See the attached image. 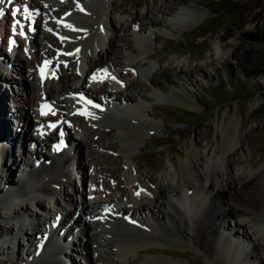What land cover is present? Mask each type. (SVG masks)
<instances>
[{"label":"bare ground","instance_id":"1","mask_svg":"<svg viewBox=\"0 0 264 264\" xmlns=\"http://www.w3.org/2000/svg\"><path fill=\"white\" fill-rule=\"evenodd\" d=\"M26 2L28 3L29 7H31V10L38 7L42 9L39 14L41 19L43 18V15H45L44 19H46V17H56V21L54 23L47 22L45 26L54 30L55 34L58 35L60 40L62 38L61 36H63L62 34L65 33L67 28H69L65 20L78 22L82 21L81 23H83V26L79 25V28H74V31L72 29V35L67 37L68 47H65L59 42L58 39L51 35L43 36V40L39 39L37 34L41 29L40 22L42 20L37 21L39 15L31 14L30 21L32 22L35 19V24L33 26L36 27V33L34 35L27 34L25 39H21L18 36L20 42L26 40L28 41L30 47L29 50H27L29 52L27 57L22 56L24 51L21 48L18 50V62L13 68L18 72H21V80L17 83L22 86V90L25 91V95L19 97V99L23 101V104L18 106L24 107V110L20 111L22 113V120L18 119V123L13 122L14 125L17 124L18 126L16 125V131L14 133V137H12L10 135L11 131L5 124L7 120V112H9L8 108L6 107L8 105L2 104L0 102V145L6 150L5 151L0 146V156H3L1 154L4 152L6 153V155L3 157L5 160L0 165V192L4 190L6 185L10 183L16 184V182L21 180L22 177L18 174L16 170L17 166L15 165L17 163L20 164V162L23 161L22 157H24V154H18L15 153V151H18L23 146V141L30 140L32 137H34V134L31 132V127L35 126V124L41 123L40 128L37 129V143L39 144V147L38 150L34 149V151L36 154H41V156L44 153V160L41 163V170L32 173L34 176L33 183H30V187L34 191L37 190L45 194H50L51 198H53L55 187H59L61 192L58 191L57 193H61L63 198H66L68 200V204H70L72 200L68 193H66L65 186V182H67L69 179V175L66 166L62 164V159L66 157L68 164L74 166L75 170L80 173L82 181L81 188L83 191L85 190V195H88L83 196L77 210L89 218L88 225L83 226L82 229L84 235H86V242L82 245L81 256L83 260L79 261L80 264H93L94 261H103L102 254H96V258L92 259L90 242L93 239L98 240L100 245L101 243L103 244L106 240V232L113 226V221L119 223L129 222L131 224H138L132 227L122 228V233H124L125 237L122 236V238H118L113 241L114 243L111 248H114V250L116 249L114 253L117 252V255H119L117 258L119 260L114 261L113 264H186L181 262L180 259L171 258L164 255V253L151 255V251H154L152 247L157 248V246H159L155 245L156 241L162 239L178 242L182 241L184 231L181 230L180 225L182 223L181 218L184 213L188 214L189 219L193 224V231L198 237L197 246L200 250L205 252L207 258H209V261L206 262L207 264H235L233 258L225 254V247L232 245V241L230 240L233 237V233L229 232L228 234L222 236L223 232L221 231L219 235V231L225 227L224 225L226 224V220L228 218L231 220L233 219L234 225L239 229L237 232L235 231V236H239L238 234L240 233H243L242 235L244 236H250L249 230L253 236V239H251V249L245 253V257L248 260L250 258H254L258 255L260 250L264 261V163L260 164L258 167L247 168L245 172L238 174L236 178L233 175L228 174V171H230V165L232 163H230L229 154L237 153V147L243 143L244 135L242 133V129L244 128V125L241 122L239 125L235 124L233 121L221 125V142L217 143L211 155L207 156L206 158H203L201 152H198L196 149H194L191 143L185 145L183 149L185 156V166L180 167V173L182 177L180 180L178 179L179 181L177 180L176 183H174L176 188H173V195L179 198L181 196L182 190L185 189L187 191L189 190V192L192 191L190 192V198H192L193 204L185 205L187 210L186 212L171 198L165 200L167 186L164 184L165 181L163 182L162 180L156 182V184L153 183L155 184V189L149 194L150 203L148 204L137 197H127V201H125L127 204L124 206L113 205L112 200L98 197L100 196L99 194L101 192L96 186V188L87 189L86 180L83 179L86 175V169L83 165H78V163L74 162V160L78 158L76 153L78 152V154H80V148L82 146L80 141L82 135L75 131L80 128L78 123H73L74 131H71L72 134L76 133L75 135L77 137V140L71 141L74 146V152L72 155L70 156L65 152L53 153L51 151L50 146L55 139L54 136H58L59 134H65L67 137L70 136L68 133L70 130L68 131V128L64 123V119L67 117V113L69 112L68 108H71L73 105L74 110L82 111L88 123L102 121L103 119L105 121H113V123L109 125L110 127L104 130V134L108 137L112 136L113 134L122 135L123 141L125 142V149L136 146L138 140L140 137H142V134L145 133L144 132L141 134L142 130L145 129V127L147 128V126L144 127L143 124L139 125L138 127H130V124H127L126 122L127 119L131 118V121H133V119H138L139 121L142 120L143 122H148L146 120V116H144L143 105L139 102H136L134 99L128 96L126 91H124L127 88L133 87L132 85L137 84L139 81L137 82L136 80L133 81V79H130L132 81H128L122 85L118 84L120 81L114 82L113 79L110 78V73L107 72L106 77L103 75L104 70H109L108 64H114V61H112L113 59L111 60V58L116 54L112 35L107 34V31L112 24L111 19H107L108 11L116 10L119 7L118 4L114 3V0H85L84 3L78 4L75 7H68L61 3L59 9L54 8L55 2H58L56 0H27ZM13 4L14 6L11 8L12 11L17 5V0H15V2L12 1V5ZM0 7L4 8L3 4L0 5ZM189 7L190 5L181 6L180 9L176 11L170 22L172 24L177 22L178 24L173 27H176V29L177 27L181 28L190 23H197L201 19V17H199L200 13H197V11L194 10V12H192ZM21 16L23 15H20V17ZM133 17L137 18L138 14H133ZM131 19L133 20L132 16ZM124 25H126V22L122 21L120 23V27ZM12 28L13 26L9 29ZM66 34H68V32H66ZM220 43L221 42L219 41L213 43L212 52V55L218 59L219 62H228L230 59L237 57L236 51L240 50L241 54L243 52V42H240V40H233L229 46L224 48L221 46L222 43ZM104 44H107L104 50L101 48L104 52L101 53L100 51L98 54L96 53L97 55L94 56L95 58H93L92 51ZM6 50H8L7 46L4 45L3 47L2 45L0 54L5 56ZM149 55V44L145 39H141V42L136 46V48L131 50V52L126 55V59L137 56L147 58ZM60 58L66 63L65 65L58 61ZM133 63L134 62L132 60L128 61V64L131 66H134ZM33 66L36 67L34 71L32 70ZM46 66L52 67L50 72L47 73L46 76H44V74H39L38 70ZM78 66H81V70L80 68L78 70V75L83 78L84 85L88 82L87 89L82 87V83L75 85L69 82L68 78L73 75V72L77 73L76 67ZM1 68L4 69V66L1 65ZM100 68L102 69V72L99 71ZM147 68L149 69V67L141 68V71L147 73ZM63 69L64 71H61ZM68 70H70V73ZM24 71L26 74H24ZM120 75L122 76L123 74ZM87 78H89L90 81H87ZM110 81H112V83ZM37 83L40 85H37ZM108 84L109 86H107ZM19 93L21 94L22 92L19 91ZM94 93H102L107 99L113 101L120 100L124 103L119 104V106L116 105L117 108L115 111H113L112 107H109L108 110L106 109L105 111H97L92 108L88 109L84 106H81V100L78 99L76 95L80 94L88 98L94 95ZM171 99L177 101L179 99L181 100V104L189 107L188 104H185L186 101H183V99L177 93H174ZM67 102H69L70 105H66ZM250 105L251 106L248 110V115L252 116L255 112V109L260 105L259 98H255L254 102ZM46 106L47 110L45 111ZM113 112H116L118 117L112 118L111 114ZM42 113H46V116H44ZM74 117L75 116H73V119ZM57 119L61 120L60 124L56 126L54 132L49 131L48 127L45 125L46 121ZM122 121L126 122L127 125H124L125 123L122 124ZM33 123L34 125H32ZM89 128H91L92 131L100 132L98 127L92 128L90 126ZM3 140H11L12 150L11 147H9V149L5 148L4 142H2ZM91 141L93 144H99L102 140L100 136H97L92 138ZM120 141L118 139V142ZM124 142H122V144L120 143V145H124ZM106 145L107 147L110 146V148L112 147L113 149L117 148L118 146V144L114 143L113 141L106 143ZM30 150H33V148L25 149V153L30 152ZM93 154L94 152L92 149H88L87 156ZM49 159L50 162L48 163ZM111 159L113 158H107L108 161H111ZM33 161L34 159H31V162ZM86 161L87 167L90 170L94 165L98 164L96 158L93 156L86 159ZM126 161L125 164L128 166L126 168L127 171L125 172L127 183L130 189H135L139 184L138 179L140 176L138 175V179L134 177V172L132 173V171L129 169L130 162L129 160L128 162ZM24 162L25 161H23V163ZM113 162L115 161L113 160ZM220 163H222V166L224 165L225 168L226 176L224 179L220 176L221 173L220 169L218 168ZM253 164L256 165V162ZM121 170L122 166L116 164L113 168L109 169V174L112 176L114 173ZM141 177V179H146L150 182H155L156 180L151 175ZM28 179L31 178L27 177V179H25V183L29 181ZM92 182L96 185V179H92ZM102 183L105 186L108 185L106 179H103ZM167 185L171 186L173 184L167 183ZM10 188L11 190L13 189L12 187ZM168 191L170 190L168 189ZM123 192H126V190ZM17 197L19 196H15V198ZM115 197V200H118L117 196ZM34 201L35 200L32 198V195L28 196L25 200H21L19 198L15 199V204L9 202L7 199H2L0 201V203H7L6 207L3 208L4 212L0 210V217L2 218L4 216L3 213H5L8 215V217H10V219L12 218L11 220L6 219L4 222L5 227H9V229L13 230L16 222L19 224L17 229H15L16 232H14V238H24V234H27V238H25L29 246L25 250V260H27V262L28 255L34 256V253H31V245L33 244L32 240L34 237L29 235V227H27L28 232H22L21 229L23 220L21 219L20 214H24L23 216L28 214L32 217H35L36 213L34 209L41 208L42 206L44 207V202L42 200ZM59 201L60 200H57L55 202L56 207H62V210L65 209V206H61ZM151 202H154L153 206H151ZM161 208L166 209V217L162 216ZM140 210L142 211L141 214ZM71 215L73 218V223L78 221L80 218L79 214L75 216L74 211ZM143 216H149L151 219H147ZM64 218L66 217H63L60 222H62ZM96 218L97 220H95ZM31 225L34 226L33 231L36 232L37 226L35 224ZM252 226H254V228H252ZM7 231L9 230L6 228L5 232ZM51 239L52 238L50 237L48 238L50 244L47 241H44L43 243L37 241V244L40 243L41 246L49 244L48 246L53 248L55 243L53 241L51 242ZM0 246L5 245L2 243ZM233 247L236 249H242V246L239 243ZM5 248L7 250L6 253H2L0 251L2 258L7 261V264H17L16 259L14 261L13 255L17 248L16 242L7 245ZM73 249L76 250L79 248ZM100 250H102L101 247ZM7 252L11 253L9 254ZM131 252L135 254V257L137 256L138 258H131ZM145 252L150 253L141 257V255L143 253L145 254ZM62 254L59 253L58 255L61 257ZM59 256H57L58 259H60ZM40 257L38 256L37 261L33 262L32 264L59 263L58 259L53 256L50 257L49 261H46L45 258L42 260V257ZM115 258L116 257H114V259Z\"/></svg>","mask_w":264,"mask_h":264},{"label":"rangeland","instance_id":"2","mask_svg":"<svg viewBox=\"0 0 264 264\" xmlns=\"http://www.w3.org/2000/svg\"><path fill=\"white\" fill-rule=\"evenodd\" d=\"M56 1L58 2L54 6L55 9H59L61 3L68 7H75L73 5L77 6L79 1L81 2L80 4L85 2V0ZM114 1L115 4L119 5L118 9L108 11L112 24L107 34L112 35L114 49L116 50V54L113 56L115 59L111 58L114 64H108L109 73L111 74L110 78L113 79L114 77L113 81H120L118 84L122 85L132 81L130 79L139 81L137 84L132 85L133 87L124 91L136 102L143 105L144 116H146L148 123L142 120L140 122L138 119H133V121H131V118L127 119L126 122L130 124V127H138L143 124L147 128L145 127L142 130L141 134L145 133L142 134L136 146L125 149L122 135L113 134L108 137L104 134V130L109 128L113 121H105L103 119L102 121L88 123L85 115H83L84 117H74L73 120L70 119L72 124L64 119V123L71 128L70 131L73 129V123L80 125L78 132L82 135L80 140L82 146L80 154L76 153L78 158L74 162L84 166L86 169V183L89 187L96 186L100 190L101 193L98 197L112 200V204L118 206L127 204L125 202L127 197H137L148 204L150 203V192L154 191L156 182L162 180L163 182L165 181L164 184L167 186H165V200L170 199L176 188L174 183L182 177L180 167L185 166L183 150L185 145L191 143L194 149L201 152L203 158L210 156L217 143L221 142V125L230 121L237 125L241 122L244 125L242 129L244 136L242 145L237 147V153L229 154V160L232 163L228 174L236 178L238 174H242L247 168L258 167L264 163V0ZM187 5H190L189 9L192 12L197 11V13H200L199 17L201 19L197 23H190L176 29L173 26L178 23H173V25L170 20L181 6ZM34 12L36 13L35 10ZM135 13L138 14L137 18L133 17ZM55 19L56 17L43 18L41 29L38 31L37 36L43 40V36L51 35L58 39L63 46L68 47L67 37L72 35L74 28H79V25L83 26V23H81L82 21L66 20L69 28H67L68 31L66 30L62 34L63 36H61L60 40L54 30H50L43 24L47 21L54 23ZM122 21L126 22V25L120 27ZM141 39H145L148 42L150 55L147 58L137 56L126 59V55L136 48ZM236 39L243 42L242 54L240 50L236 51L237 57L230 59L228 62H219L212 55L213 43L219 41L224 48ZM106 45H102L103 47L101 48L104 50ZM101 48H96L93 58L100 51L101 53L104 52ZM22 56L27 57V54L23 53ZM130 60L134 62V66L128 64ZM58 61L61 64H66L61 58ZM144 67H149V69L147 68V73L141 71V68ZM1 70L4 69L2 68ZM32 70H35V66L32 67ZM78 70H76L77 73L73 72V75L68 78L69 82L75 85L82 83V87L87 89L88 82L84 85L83 78L78 75ZM15 71L18 72L17 70ZM61 71H64V69ZM68 72L70 73V70ZM12 73L14 72L12 71ZM18 73L21 75V72ZM24 74H26L25 71ZM120 74L123 75L121 76ZM7 75L14 80L16 79L14 76L11 77L12 74L8 73ZM87 81H90L89 78H87ZM110 82L112 83V81ZM37 85L40 84L37 83ZM174 93L179 94L189 107L181 104L179 99L178 101L171 99ZM255 98H259L260 105L255 109L254 114L249 116L248 110ZM66 105H70V103L67 102ZM109 107L112 106H108L106 109L108 110ZM111 117L116 118L118 115L113 112ZM126 122L122 121V124L125 123L124 125H127ZM90 126L92 128L98 127L100 132L92 131L89 128ZM69 134V137L72 138L73 134ZM97 136H100L103 142L93 144L91 140ZM118 139L120 142H118ZM112 141L118 144L117 148L107 147L106 143ZM122 142H124V145H120ZM88 149H92L94 154L87 156ZM4 154L6 155L5 152L1 155ZM92 156L96 158L98 164L94 165V169L90 170L87 167L86 159ZM108 157L113 159L108 161ZM128 160L131 167L129 169L132 173L134 172V177L138 179L140 176L138 179L139 184H136L137 187L135 189L131 188L132 190L127 183L125 174L128 167L125 161L128 162ZM253 161L256 162V165L253 164ZM116 164L121 165L122 170L111 176L109 169ZM218 168L220 169V176L224 179L226 176L224 165L222 166V163H220ZM146 175L153 176L156 179L155 182L141 179V176ZM92 179H96V185L90 184ZM103 179L107 180L108 185L105 186L102 183ZM167 183L173 185L168 186ZM75 190L79 192L78 185L74 186ZM122 190H126V192ZM186 191L184 189L185 195ZM115 196H117L118 200H115ZM151 204L153 206L154 202H151ZM161 212L162 216H167L166 209L161 208ZM141 213L142 211L140 210ZM83 216L85 215L83 214ZM143 217L151 219L149 216ZM81 219L82 217L80 216L78 220ZM181 221L180 227L184 231L182 241L167 239L156 241L155 245L159 246L157 248L152 247L154 251H151V255L164 253V255L171 258L180 259L181 262L186 264H207L206 262L209 261V258L197 246L198 237L193 231V224L188 214L184 213ZM88 223L89 218L86 217L84 226L88 225ZM112 223L113 226L107 230L106 240L103 244L101 243L100 245L98 240L93 239L90 242L92 259L96 258V254H102L103 257V261H94L93 264H113L114 261L119 260L117 259L119 257L117 252L114 253L116 249L111 248L113 241L122 238V236L125 237L124 233H122V228L138 225L137 223L131 224L129 222L119 223L113 221ZM224 226L219 231V235L221 231L223 232L222 236L231 232L233 233V237L230 240L232 245L235 246L239 243L242 246V249H236L232 245L225 247V254L228 256L229 250L234 251V257L236 258H232L235 264H264L260 250L254 258L248 260L245 257V253L252 246L251 239H253V236L250 230V236H244L242 235L243 233L235 236V231L237 232L239 229L234 225V220L230 218L226 220ZM2 232H5L4 226L0 227V233ZM82 233L80 236L84 235V232ZM81 240L82 238L79 240L78 245L75 244L73 248L82 249L86 239L84 241L83 238V242L80 243ZM24 244L28 246L27 241ZM16 246V252L13 255H17L15 257L16 261L22 262L26 258V255L24 256L23 254H25L24 251L27 248L23 249L20 255L18 243ZM100 247L102 250H100ZM67 251L64 254L67 253L74 256L72 251ZM149 253L145 252L141 257ZM130 255L131 258L134 257L133 259L138 258L132 252ZM0 256V264H5L7 261L2 258V254ZM114 257L116 258L114 259ZM16 263L18 264V262Z\"/></svg>","mask_w":264,"mask_h":264},{"label":"snow or ice","instance_id":"3","mask_svg":"<svg viewBox=\"0 0 264 264\" xmlns=\"http://www.w3.org/2000/svg\"><path fill=\"white\" fill-rule=\"evenodd\" d=\"M4 3H5V0H0V5H2V4H4ZM3 13H4L3 8H0V15H3ZM12 15L15 16V15H16V12L13 11V12H12ZM17 23H18V22H17ZM15 27H16V25L14 24V25H13V30H15ZM69 54H71V53H69ZM113 79H115V78L113 77ZM42 114H43V113H42Z\"/></svg>","mask_w":264,"mask_h":264}]
</instances>
